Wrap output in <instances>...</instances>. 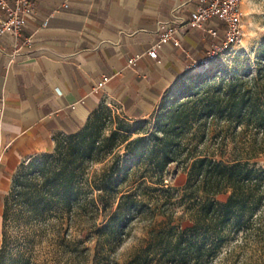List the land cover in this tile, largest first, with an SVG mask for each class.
Here are the masks:
<instances>
[{"label":"trees","instance_id":"16d2710c","mask_svg":"<svg viewBox=\"0 0 264 264\" xmlns=\"http://www.w3.org/2000/svg\"><path fill=\"white\" fill-rule=\"evenodd\" d=\"M256 66L254 74L235 68L175 96L166 92L143 120L101 104L80 131L58 137L54 151L23 163L4 200L0 264L9 245L12 197L56 206L61 216L74 200L85 213L91 208L97 231L78 241L93 242L87 246L92 264H103L99 258L138 218L149 226L135 264L153 261L161 249L172 261L213 264L233 241L263 259L264 45ZM173 164L187 175L183 187L166 183ZM221 195H228L225 202L218 201ZM226 255L220 264L229 261Z\"/></svg>","mask_w":264,"mask_h":264},{"label":"crops","instance_id":"0c3cea01","mask_svg":"<svg viewBox=\"0 0 264 264\" xmlns=\"http://www.w3.org/2000/svg\"><path fill=\"white\" fill-rule=\"evenodd\" d=\"M195 0H35L21 41L0 40V249L4 200L23 163L51 153L104 102L137 120L150 116L183 75L213 50L200 29L177 34L158 59L148 52L160 25ZM1 14V13H0ZM48 24L44 26V22ZM106 79V81H105ZM100 90L96 89L100 86Z\"/></svg>","mask_w":264,"mask_h":264},{"label":"rangeland","instance_id":"374dc122","mask_svg":"<svg viewBox=\"0 0 264 264\" xmlns=\"http://www.w3.org/2000/svg\"><path fill=\"white\" fill-rule=\"evenodd\" d=\"M242 9L243 35L240 42L217 54L215 59L200 63L199 67L207 66L204 71H199L198 67L195 71L183 75L168 91L169 96H175L184 87L187 88L191 83L198 82L206 76L212 77L217 74L220 77L229 76L235 68L241 74H254L257 71L256 61L264 45V0H243ZM163 98L164 96L158 102L155 111L162 104ZM102 104L115 113L124 114L117 102L109 101ZM186 181V173L177 165L169 167L167 184L183 187ZM227 198L228 195H221L217 199L219 202H225ZM78 201L74 200L65 216H61L60 208L56 206L44 204L32 206L28 204V200L21 203L12 197L7 228L9 245L4 264H92L93 252H89L87 246L94 247L93 242L86 246L78 240L84 236L92 237L97 231L96 225L99 221L94 219L91 208L87 213L80 210ZM189 225L188 222L184 223L185 227ZM148 226V219L142 218L127 223L119 241L99 260L101 262L104 260L103 264H135L134 257L148 239ZM157 251V257L146 264H193L189 259L172 261L165 249ZM227 253L231 257L226 264H264V257L259 259V254L249 246L236 249L234 241L220 252L213 264H220Z\"/></svg>","mask_w":264,"mask_h":264},{"label":"built area","instance_id":"2783aa9c","mask_svg":"<svg viewBox=\"0 0 264 264\" xmlns=\"http://www.w3.org/2000/svg\"><path fill=\"white\" fill-rule=\"evenodd\" d=\"M195 3V9L189 16L182 15L183 5H180L173 20L161 23L159 36L148 52L152 59H158L160 50L170 42L180 47L176 35L187 29H200L214 40L213 50L202 63L215 59L217 54L240 42L243 35V0H195ZM34 7L35 0H0V40L9 34L19 44ZM47 24L48 20L44 26Z\"/></svg>","mask_w":264,"mask_h":264},{"label":"bare ground","instance_id":"6f19581e","mask_svg":"<svg viewBox=\"0 0 264 264\" xmlns=\"http://www.w3.org/2000/svg\"><path fill=\"white\" fill-rule=\"evenodd\" d=\"M206 68H207V66H202V67H199L198 70L199 71H204Z\"/></svg>","mask_w":264,"mask_h":264}]
</instances>
